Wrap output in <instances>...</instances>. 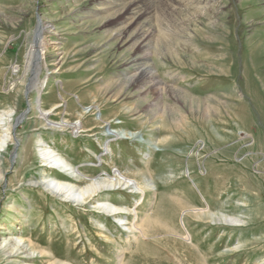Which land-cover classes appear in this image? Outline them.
<instances>
[{
  "label": "rangeland",
  "instance_id": "rangeland-1",
  "mask_svg": "<svg viewBox=\"0 0 264 264\" xmlns=\"http://www.w3.org/2000/svg\"><path fill=\"white\" fill-rule=\"evenodd\" d=\"M178 2L148 3L155 9L129 33L153 34L134 49L123 43L129 34L115 39L127 2L0 0V115L27 114L18 125L0 120V137L13 125L0 149V264H264V0H214L205 11ZM38 20L49 26L42 111L64 98L47 123L40 95L25 87ZM144 55L159 88L133 85L132 60ZM90 110L83 124L91 133L46 130L79 126ZM111 121L146 143L97 135ZM49 151L87 177L116 169L133 181L145 176L150 190L140 206L125 186L113 200L137 207L148 238L135 243L95 204H67L34 186L49 174ZM9 239L32 249L10 248L9 258Z\"/></svg>",
  "mask_w": 264,
  "mask_h": 264
},
{
  "label": "bare ground",
  "instance_id": "bare-ground-1",
  "mask_svg": "<svg viewBox=\"0 0 264 264\" xmlns=\"http://www.w3.org/2000/svg\"><path fill=\"white\" fill-rule=\"evenodd\" d=\"M179 1L180 2L178 3L180 5L188 6L190 8H195L196 11L197 10L205 11L207 9V5L211 4L214 0H179ZM114 2L116 3L117 2L119 3L127 2L126 3L127 7H125L123 10L125 11L124 12L125 16L123 17V19L124 21H126L125 22L126 25L125 27L121 28L122 31L121 29H119L118 31L115 32L117 36V37L115 36V39L117 38L120 39L123 37L124 34H127V35L129 34V38H130L128 39L129 42L128 41L123 42L125 46H127L128 43L130 44L132 43L134 44L133 48L134 47L144 48L147 44L146 42L148 41V39L151 37L153 33L151 32L148 35L141 33L143 37L141 36L139 38L138 33L135 34L136 31L134 33H129V32L133 28L137 29L138 27H140L142 23L143 24L146 23L144 21H146L147 15L151 13L152 10L155 9V8L152 9L151 7H148V3L151 4L150 3L151 0L146 4H144L145 0L143 2L140 0L138 2L136 1L134 2L132 0H114ZM97 10L100 11L101 9H97ZM48 28L49 26L45 25L42 22V20H38V25L34 32V39L31 42L29 52L27 55V64H26V70H25V72L29 76L28 83L25 85L27 89L26 91L27 95L32 94V92H36L37 96L40 95L36 101L37 109H39L42 120H44V122L46 123L50 122L48 121V116L52 115L55 111L62 108L63 106L61 105V103H64V100H63L64 98L62 99V97H60L61 102L54 105L50 111L44 112L41 109V105H42L41 96L47 95V93L44 92V88H45L46 82H48V79L47 78L42 79L40 78L39 75L43 69L44 62H45V56H46L45 53L47 50L46 46L48 45V40L46 39L45 33L47 32ZM137 43H140V44L136 45ZM141 43H144V44L140 46ZM147 58H148V55H144L142 57L140 56L136 57L135 59L132 60V63L134 64V68H136L137 70L135 74V77H137V80L133 82V85H136L135 83L137 82L139 83L142 82V84H146V85L150 84V86L159 88L162 81L157 78V75L152 70L151 65L148 63L146 65H143V62H146ZM42 92L45 94L41 95ZM28 107L33 110V106L31 103H29ZM92 107H93V110L96 108L99 109L96 106L95 107L92 106ZM93 110H90L88 113L85 112L84 115L80 117V120L78 121L79 126L68 125L64 121L62 124L57 123L54 125L55 127L51 126V129H46V130L50 131V130L55 129V131H63L64 128H68V130H71L73 132L79 131V133H82V134L91 133L94 128L93 129L89 127L86 128L83 123L86 119V115L93 112ZM16 115H17L16 113L13 114L12 112H10V115L1 114L0 120H2L4 117L9 116L11 118V122L13 123L14 122L13 120L15 119V122H16L15 124L18 125L19 123L24 122V119L27 116V114L24 112H22V114L17 118H16ZM120 124H122V122L114 123L111 121L107 123L105 126L100 125L99 128L100 130H102V132L98 133L97 135H100L105 138H109L107 140L112 139L109 142H113L115 140L120 139V140H123V141L125 140L128 142L133 141L139 144L146 143L145 141L138 139L139 138L138 134H134L130 132L128 133L127 131H124L123 129L118 128L117 126H119ZM12 126H13L12 124H9L6 127V130L4 132L5 134L3 136L1 135L0 149L2 147H6L9 143L12 142V135H11ZM94 136L96 135L91 134L88 137L91 138ZM101 142H102L101 140L98 141L99 149H101L100 146H102ZM38 143H41V141H38ZM61 144L64 145V143H61ZM61 144H59L58 146H60ZM15 146L17 148L18 143ZM41 146H44V143ZM105 150H107V153H106L107 156L113 155V150L111 147H106ZM14 153L15 154H13V156H15V158L17 159L18 152L16 151ZM43 161L44 163L47 162L49 174L41 178V180L38 182H35V181L31 182L34 186L38 184L43 187L45 186L48 189L46 191H48L49 194H51L52 196L62 198L63 202L67 204L73 203L75 204V206H79L83 208H87V206L90 204L91 205L95 204L97 207L96 209L98 211H101V213L107 215V217H110L113 220V222H116L118 224L120 223L121 225L125 226L126 230H124L123 232L127 233L130 239L134 241L135 243H138L140 240L144 241L148 238L147 230H145V228L142 227V224H139V221L141 219L138 216L140 213L137 211L136 209L137 207L133 208L132 206L131 207L128 206V204L126 203L123 204L124 202L123 203L120 202L119 199L117 198L113 200L114 198L113 194L116 195V194L121 193L120 190H122V188L125 186L123 190H126V191L129 190L130 191L129 194L139 196V199H137L136 201V206H140L143 203L142 202L143 198L145 197L146 194L149 193V190H150L149 184L141 180V179H145V176H142L140 180H137L135 178L133 181L129 179L127 175L122 174V172L119 169H116V172H118V174H115L113 176H109L108 173L105 172L101 176H98L95 178L87 177L86 175H83L82 172L75 170L71 164L63 162L62 157H60L58 154H54L53 151L46 152V154L44 155ZM100 162L102 165L103 164L106 165V161L104 159H101ZM59 169H60L59 172L56 171ZM80 176H82L85 180L84 181L80 180L81 178ZM1 178H3V176L0 174V179ZM191 211L192 213L197 214L196 218L203 216L202 210L193 209ZM182 216L183 214L181 215L180 223H181L182 228L185 230L184 221H182ZM221 218H222V222L224 223L236 224V221H234L233 218L231 219V218H227L223 216ZM96 224L98 225V227H101L102 225L99 222H97ZM184 240L185 241L190 240L189 235H186L184 237ZM15 242L13 241V239H9L7 248L5 246L7 251L4 250L3 254L9 255V258L13 257L12 252L10 251L8 252V249L10 248L16 249L17 252H22L24 249H29V250L32 249V247L30 246L31 242L29 241H28L29 244L27 241H23L27 243V247H23V245L19 247L20 243H22L21 240H18L19 244H15ZM39 254H44V252L40 250ZM13 258H15V256ZM29 263L31 262L30 261L23 262V264H29ZM118 264H121L120 260Z\"/></svg>",
  "mask_w": 264,
  "mask_h": 264
}]
</instances>
